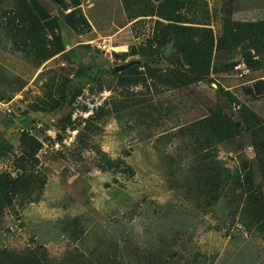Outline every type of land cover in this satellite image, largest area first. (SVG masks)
Listing matches in <instances>:
<instances>
[{"label": "rangeland", "instance_id": "374dc122", "mask_svg": "<svg viewBox=\"0 0 264 264\" xmlns=\"http://www.w3.org/2000/svg\"><path fill=\"white\" fill-rule=\"evenodd\" d=\"M22 1L0 0V174L23 173L25 155L26 173L42 172L46 183L38 201L15 199L0 213V248L76 264H264V238L238 213L240 189L231 184L202 208L182 180L188 160L170 162L187 142L180 129L196 119L222 112L236 120L242 105L264 119V93L249 92L264 68H248L242 46L214 48L201 71L172 51L169 64L153 45L157 17L129 21L120 0H25L57 19L64 47L39 62L14 43L19 24L8 20ZM192 4L177 13L193 23H177L215 37L228 16L264 21V0ZM100 106L107 113L97 115ZM29 138L41 143L36 165ZM253 142L242 130L216 156L229 173L245 164L241 176L264 194ZM100 152L124 159L133 174L102 170Z\"/></svg>", "mask_w": 264, "mask_h": 264}, {"label": "trees", "instance_id": "16d2710c", "mask_svg": "<svg viewBox=\"0 0 264 264\" xmlns=\"http://www.w3.org/2000/svg\"><path fill=\"white\" fill-rule=\"evenodd\" d=\"M120 2L129 21L149 14L157 17L154 21L156 32L153 45L158 56L162 58L165 55L169 64L171 62L167 52L172 51L174 54H180L188 66L201 71L211 64L214 48L242 46L245 50L243 60L246 66L252 70L264 68V21H233L228 16L225 18L220 35L215 37L211 28L177 23H193L191 19L177 13L185 7L192 10V0H120ZM70 13L65 14L67 22L73 27H78L79 22L74 18L70 19ZM8 21H17L16 24H19L13 31V35L16 36L14 39L16 48L31 54L39 62L64 49L59 34L55 32L57 19L49 16L36 1L33 6L23 0ZM81 21L87 22L83 14ZM177 81H180V78H177ZM181 81L188 83L191 80L189 76H184ZM249 92L255 95L263 94L264 79L255 80ZM98 109L97 115L107 113L102 106ZM236 117L237 119L234 120L225 113L216 112L187 124L179 132L186 137L187 142H183L182 152L172 157L170 162H174L175 158L181 162L184 158L188 160V163L183 162L185 168L179 165L183 174L182 180L184 184L190 182L187 194L191 196L194 193V199L202 208L211 209L210 207L226 194L227 186L232 184L233 189L238 187L240 189L237 194V201L240 202L238 213L243 219L242 224L253 227L264 238V194L251 187L250 174L245 172V178L244 175L241 176L245 164L241 165L242 168L237 166L229 173L216 156L217 145L239 135L242 130H247L254 141L259 171L264 179V119L247 105L239 107ZM29 140L32 142L24 143L29 144L32 151H35V158L33 152H27V155L35 159L36 165L38 162L36 152L41 147V143L34 138ZM82 143L85 145L86 142ZM211 147L214 150L213 154L211 150L206 152V149ZM100 154L96 165L102 170L133 174L132 168L124 159L111 158L105 152ZM18 162L24 170L23 173L17 176L0 174V213L15 199L21 206L38 201L45 186L46 177L42 172L35 170V174L26 173L28 160L25 155H22ZM0 264L76 263L68 257L50 259L48 255L39 251L26 250L20 253L0 248Z\"/></svg>", "mask_w": 264, "mask_h": 264}, {"label": "water", "instance_id": "95a60500", "mask_svg": "<svg viewBox=\"0 0 264 264\" xmlns=\"http://www.w3.org/2000/svg\"><path fill=\"white\" fill-rule=\"evenodd\" d=\"M63 7L65 8V6H63ZM127 65H128V64L121 65V66H117V67H115L114 69H115V71H120V70L124 69Z\"/></svg>", "mask_w": 264, "mask_h": 264}]
</instances>
